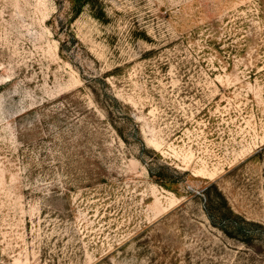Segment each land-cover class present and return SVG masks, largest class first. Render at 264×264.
<instances>
[{"label": "rangeland", "instance_id": "1", "mask_svg": "<svg viewBox=\"0 0 264 264\" xmlns=\"http://www.w3.org/2000/svg\"><path fill=\"white\" fill-rule=\"evenodd\" d=\"M98 2L0 0V264H264V0Z\"/></svg>", "mask_w": 264, "mask_h": 264}, {"label": "trees", "instance_id": "2", "mask_svg": "<svg viewBox=\"0 0 264 264\" xmlns=\"http://www.w3.org/2000/svg\"><path fill=\"white\" fill-rule=\"evenodd\" d=\"M71 3V10L73 12V16L70 18V22L80 13L81 9L85 5H89L94 7L96 4H99L98 0H69ZM95 17L99 18L98 14H94ZM63 44H60L59 50L62 53ZM93 94L97 95L95 90H93ZM113 101L116 102L115 98L112 95L106 94V99L102 100L103 105L106 107V110L109 114L112 115V111L110 110V106H113ZM118 131V129H117ZM118 133L122 136V134L118 131ZM149 173L152 175V171L149 168ZM159 177L156 178V181H159L163 186L169 187L167 182L160 179V174H157ZM204 200V214L206 215L209 223L220 229L224 234L229 237H238L246 233L247 231L253 232L250 226H255L257 223L253 221H249L241 217L240 215L233 212L230 205L228 204L227 198L223 194V192L218 188L215 182L208 183L205 185L201 191L198 193ZM197 196V194H194Z\"/></svg>", "mask_w": 264, "mask_h": 264}]
</instances>
